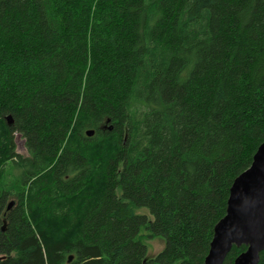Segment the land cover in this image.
Listing matches in <instances>:
<instances>
[{
	"label": "trees",
	"instance_id": "trees-1",
	"mask_svg": "<svg viewBox=\"0 0 264 264\" xmlns=\"http://www.w3.org/2000/svg\"><path fill=\"white\" fill-rule=\"evenodd\" d=\"M263 143L264 0H0V264H205Z\"/></svg>",
	"mask_w": 264,
	"mask_h": 264
},
{
	"label": "water",
	"instance_id": "water-1",
	"mask_svg": "<svg viewBox=\"0 0 264 264\" xmlns=\"http://www.w3.org/2000/svg\"><path fill=\"white\" fill-rule=\"evenodd\" d=\"M87 135L93 136L94 131ZM234 246L247 248L234 264L260 263L264 252V143L254 155L251 167L231 187L226 216L215 226L205 264H225Z\"/></svg>",
	"mask_w": 264,
	"mask_h": 264
},
{
	"label": "rangeland",
	"instance_id": "rangeland-1",
	"mask_svg": "<svg viewBox=\"0 0 264 264\" xmlns=\"http://www.w3.org/2000/svg\"><path fill=\"white\" fill-rule=\"evenodd\" d=\"M17 152L23 156H27V150L25 148L24 140L20 135H15ZM140 214L148 216L149 220H152L150 212L146 209H140ZM140 240L148 247L149 256L154 257L165 248L164 239L161 237L152 238L149 236V231L142 229Z\"/></svg>",
	"mask_w": 264,
	"mask_h": 264
}]
</instances>
